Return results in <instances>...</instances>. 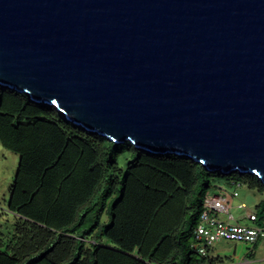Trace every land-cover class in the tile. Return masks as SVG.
<instances>
[{
	"label": "water",
	"instance_id": "water-1",
	"mask_svg": "<svg viewBox=\"0 0 264 264\" xmlns=\"http://www.w3.org/2000/svg\"><path fill=\"white\" fill-rule=\"evenodd\" d=\"M0 85L264 183V0H0Z\"/></svg>",
	"mask_w": 264,
	"mask_h": 264
},
{
	"label": "trees",
	"instance_id": "trees-1",
	"mask_svg": "<svg viewBox=\"0 0 264 264\" xmlns=\"http://www.w3.org/2000/svg\"><path fill=\"white\" fill-rule=\"evenodd\" d=\"M0 142L20 155L0 264H214L191 245L206 195L221 180L264 192L255 174L115 143L2 85Z\"/></svg>",
	"mask_w": 264,
	"mask_h": 264
},
{
	"label": "rangeland",
	"instance_id": "rangeland-1",
	"mask_svg": "<svg viewBox=\"0 0 264 264\" xmlns=\"http://www.w3.org/2000/svg\"><path fill=\"white\" fill-rule=\"evenodd\" d=\"M19 162L20 155L8 150L0 142V249H4V244L11 240L16 234V223L19 221V216L10 212L7 208V202L10 198L11 187L17 175ZM216 185L219 188H216V186L213 187L211 190L213 194L229 196L234 190L238 191L239 195L231 198V211L239 221L241 217L247 213V210L254 212L258 211L259 203L264 200V192L260 191L258 188H250L246 183L232 184L227 180H221L217 182ZM260 221L262 222L263 219ZM192 240L193 243L195 241L194 237ZM239 252L242 251L240 250ZM209 254L210 257L214 258L220 256L226 262L225 256L232 255L233 248L225 242H215L210 246ZM216 264L222 263L218 262Z\"/></svg>",
	"mask_w": 264,
	"mask_h": 264
},
{
	"label": "built area",
	"instance_id": "built-area-1",
	"mask_svg": "<svg viewBox=\"0 0 264 264\" xmlns=\"http://www.w3.org/2000/svg\"><path fill=\"white\" fill-rule=\"evenodd\" d=\"M238 195L237 190L229 196L213 194L212 191L206 195L200 221L193 232L195 241L191 244L202 256H207L210 246L221 240L247 243L264 240V222L259 221L256 212L247 215L251 224L234 221L232 214L226 219L219 217V213L228 212L230 199Z\"/></svg>",
	"mask_w": 264,
	"mask_h": 264
},
{
	"label": "crops",
	"instance_id": "crops-1",
	"mask_svg": "<svg viewBox=\"0 0 264 264\" xmlns=\"http://www.w3.org/2000/svg\"><path fill=\"white\" fill-rule=\"evenodd\" d=\"M231 200L232 199H230L229 201L228 212L224 211L219 213V217L226 219L228 214H232L234 216V221H237L242 224H251V221L249 220L247 215L254 211L247 210V213H245V215L241 217L239 221L237 217L234 215V213L231 211L232 209ZM262 222H264V219ZM218 242H225L229 246H231L233 248V254L225 256L226 262L220 256L218 258L209 256L211 260L215 261L214 264L218 262H221L222 264H264V240H258L255 243L236 242L231 240H223ZM240 250L242 252H239ZM208 255L210 254L208 253Z\"/></svg>",
	"mask_w": 264,
	"mask_h": 264
}]
</instances>
